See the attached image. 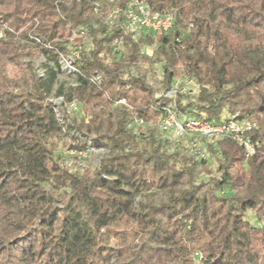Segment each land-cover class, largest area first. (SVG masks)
Segmentation results:
<instances>
[{"label":"trees","instance_id":"1","mask_svg":"<svg viewBox=\"0 0 264 264\" xmlns=\"http://www.w3.org/2000/svg\"><path fill=\"white\" fill-rule=\"evenodd\" d=\"M146 1L174 16L168 31L132 38L128 0H0L11 29L0 38V264H264V144L245 158L218 140L209 164L129 126L173 103L207 121L256 120L262 138L264 0ZM80 31L79 72L62 70L75 82L53 93L78 107L66 121L51 94ZM180 75L194 96H155ZM65 146L107 151L70 171L58 162Z\"/></svg>","mask_w":264,"mask_h":264},{"label":"built area","instance_id":"2","mask_svg":"<svg viewBox=\"0 0 264 264\" xmlns=\"http://www.w3.org/2000/svg\"><path fill=\"white\" fill-rule=\"evenodd\" d=\"M173 23L174 16L171 13L153 11L146 0H128L121 27L131 34L132 38H136L137 31L141 28L152 32H166ZM6 30L11 31L7 26L0 28V38L4 37ZM84 34V31H80L79 34L72 35L83 36ZM34 39L45 48H52L49 42H41L38 38ZM80 48L81 45L77 43L76 47L71 48L67 55L59 53L58 62L62 70L71 73L79 72L75 58L79 56ZM101 79V73H94L90 76V80L93 82L99 83ZM189 83L188 77L179 78L169 90L156 93L155 96L175 98L177 92L192 91L196 93L198 85L189 86ZM51 100L57 105L60 115L66 116V119L64 117L66 121L78 108L74 101L64 102L63 96ZM157 128L161 139L169 141L175 148L200 159H208L211 156L209 146L213 145V149H215V143L225 138L232 140L240 147L245 158L253 155L264 144V136L258 137L261 133L255 120L239 118L236 113L228 115L226 119L219 122L188 116L185 113L178 115L174 110L173 103H167L162 107ZM94 148V146H88L85 149H66L65 154L74 153L77 158L64 160V165L69 168H82L83 160Z\"/></svg>","mask_w":264,"mask_h":264},{"label":"rangeland","instance_id":"3","mask_svg":"<svg viewBox=\"0 0 264 264\" xmlns=\"http://www.w3.org/2000/svg\"><path fill=\"white\" fill-rule=\"evenodd\" d=\"M155 35L156 34H154L153 36H152V38H153V40H155L154 38H155ZM65 36H67V34H65ZM64 36V37H65ZM68 37V36H67ZM71 39H73L74 40V42L75 43H79L80 45H81V40H82V36H78V35H72L71 36ZM154 48H155V45H149V46H145L144 48H143V52H145L148 56H151L152 55V52H153V50H154ZM23 61L24 62H26L27 61V58H23ZM44 63H45V60H44V57L43 56H39L38 58H36L35 60H34V67L36 68V71H37V73L40 75V76H42L44 73H45V67H44ZM183 77H188V76H182V75H180L179 77H178V79L180 78V79H182ZM188 80H189V86H193L194 84H196V82L193 80V79H191L190 77H188ZM74 82H75V76H73V75H71V74H69V73H66V72H64V71H62V69H61V71L60 72H58V74H57V79H56V82H55V84L53 85V91H52V94H51V96H52V98L51 99H53L54 100V96H53V93L55 92V90L57 89V88H59L60 86L63 88V90H67L68 89V87L69 86H71V85H73L74 84ZM197 85V84H196ZM186 95H188V96H194L195 95V93H193L192 91L191 92H188ZM122 100H124V101H122ZM119 102H121V103H125V99H120L119 100ZM76 111H78V109L76 110ZM75 112V111H74ZM79 113H81V114H83V110H82V108L80 109V112ZM158 120H159V116L156 118V120L154 121V122H152V121H150V122H144L142 119H136V120H134V121H131L130 123H129V126H133V130L136 132V133H140V134H142V136H144L145 138H147L148 136H149V128L152 126V127H154V136L158 139H160V140H163V139H161L160 138V135H159V131H158V128H157V124H158ZM256 121V120H255ZM256 123L258 124V122L256 121ZM258 130H259V125H258ZM99 140V139H98ZM100 141L101 142H106V140L105 139H100ZM164 141H166L167 142V140H164ZM169 142V141H168ZM170 143V142H169ZM171 144V146H173L172 145V143H170ZM174 147V146H173ZM63 151H65L66 149H71L70 147H68V146H65V147H63V148H61ZM59 151H61V150H59ZM107 151V149L106 148H104V147H99V148H94V149H91L90 150V153L86 156V158L83 160L84 162L82 163L83 165H82V168H84V169H88V170H92L93 168H95L98 164H99V162H100V159L102 158V156H103V154L105 153ZM65 159L64 160H67V159H75V158H77L75 155H74V153H67V154H65V157H64ZM209 160V159H208ZM207 160V161H208ZM213 161L214 160H209L208 162H209V164H211V163H213ZM59 162V164H61V166L63 165L64 166V164L62 163V161H58ZM65 168H67V169H69L70 171H73V170H75V168H69V167H66V166H64ZM83 169V170H84ZM80 172H82V170H80ZM250 215H253V213H250ZM194 264H199L198 263V258H196L195 259V262H194Z\"/></svg>","mask_w":264,"mask_h":264}]
</instances>
